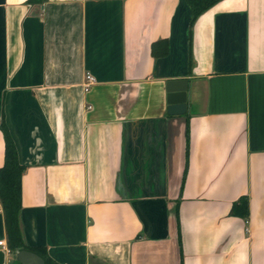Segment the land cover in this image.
Segmentation results:
<instances>
[{
  "label": "crops",
  "instance_id": "0c3cea01",
  "mask_svg": "<svg viewBox=\"0 0 264 264\" xmlns=\"http://www.w3.org/2000/svg\"><path fill=\"white\" fill-rule=\"evenodd\" d=\"M190 16L186 0H0L27 247L62 264H264V0H220L191 39ZM0 264H22L1 201Z\"/></svg>",
  "mask_w": 264,
  "mask_h": 264
},
{
  "label": "trees",
  "instance_id": "16d2710c",
  "mask_svg": "<svg viewBox=\"0 0 264 264\" xmlns=\"http://www.w3.org/2000/svg\"><path fill=\"white\" fill-rule=\"evenodd\" d=\"M46 0H27L30 4L43 3ZM191 8L189 21V35L192 37V28L197 18L220 0H186ZM0 128L5 139L4 163L0 166V201L4 213L8 246L12 251L22 248H30L44 257L46 264H62L52 258L45 247H27L23 240L20 223V211L22 209V175L27 166L20 162L18 151L8 126L4 121ZM188 134L186 152L188 155ZM186 161V165H187ZM185 173L182 180V187ZM232 211L234 214L244 218L249 216V199L247 196L240 197L234 202ZM181 247V239L179 237ZM182 252V249H181ZM182 255V253H181ZM181 264H183L181 262Z\"/></svg>",
  "mask_w": 264,
  "mask_h": 264
},
{
  "label": "water",
  "instance_id": "95a60500",
  "mask_svg": "<svg viewBox=\"0 0 264 264\" xmlns=\"http://www.w3.org/2000/svg\"><path fill=\"white\" fill-rule=\"evenodd\" d=\"M183 99L184 100H182V102H180L179 104L170 106L169 112L170 113L184 112L187 107V101L185 100L186 98ZM16 257L22 264H46V261L43 256L27 248L16 250Z\"/></svg>",
  "mask_w": 264,
  "mask_h": 264
},
{
  "label": "built area",
  "instance_id": "2783aa9c",
  "mask_svg": "<svg viewBox=\"0 0 264 264\" xmlns=\"http://www.w3.org/2000/svg\"><path fill=\"white\" fill-rule=\"evenodd\" d=\"M95 82H96L95 76L92 73L87 72L86 78H85V83H84L85 90L88 91L90 89V86Z\"/></svg>",
  "mask_w": 264,
  "mask_h": 264
}]
</instances>
